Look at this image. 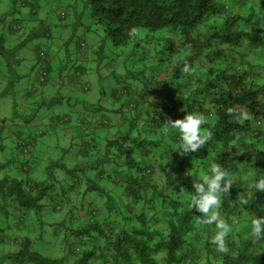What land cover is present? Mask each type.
Listing matches in <instances>:
<instances>
[{"label":"trees","instance_id":"16d2710c","mask_svg":"<svg viewBox=\"0 0 264 264\" xmlns=\"http://www.w3.org/2000/svg\"><path fill=\"white\" fill-rule=\"evenodd\" d=\"M224 1L72 0L64 6L68 14L72 11L92 17L115 47L134 41L138 28L176 27L183 37L180 52L176 48L169 63L161 66L156 60L151 64L153 68L170 66V76L182 77V86L180 79L176 88L167 83V78L155 79L148 87L147 95L152 97L146 98L148 106L137 133L125 132L106 142L108 151L115 148L125 157L127 170L123 177L112 180L119 185L121 194L112 198L98 184L91 185L108 194L106 204L112 219L89 220L73 229L87 242L73 264H264V239H256L250 227L254 218L264 216V192L252 187L254 181L264 177V78L260 79L251 62H241L238 67L239 63L227 60L225 48L212 47L214 37L220 44L231 42L230 34L240 35L236 27L248 20L240 11L250 0H229L230 4L236 2L238 9ZM17 2L11 1L12 9L7 15L17 12ZM27 3L33 6L31 1ZM217 16L220 19L214 18ZM207 22L210 33L205 35L198 26ZM204 48L210 55H204ZM1 49L4 48L0 46ZM220 52L224 58L219 64ZM199 57H208L211 64L206 72V68L195 69L193 76L191 67ZM36 58L41 59L38 54ZM185 67L188 71H184ZM186 112L202 115V133L211 135L198 152L182 154L177 151L178 131L168 121L181 119ZM243 113H247V119L238 115ZM131 123H138L136 117ZM24 150L27 151L25 147ZM213 164L221 165L231 182L228 193L222 195L221 208L226 210L237 202L249 215V226L229 234L226 252L213 248L215 225L198 224L201 213L188 206L193 184L202 174L210 173ZM3 168L4 164H0V171ZM42 182L33 187L24 179L1 176L0 208L3 202L14 199L20 208L40 211L48 186ZM198 232L201 236L194 235ZM195 240L201 241V247L207 241L212 254L208 250L203 251L206 255L194 253ZM31 246V240L25 238L18 251L4 258L20 264L59 263V259L41 255Z\"/></svg>","mask_w":264,"mask_h":264},{"label":"rangeland","instance_id":"374dc122","mask_svg":"<svg viewBox=\"0 0 264 264\" xmlns=\"http://www.w3.org/2000/svg\"><path fill=\"white\" fill-rule=\"evenodd\" d=\"M44 1L49 6L45 21L40 22L42 16L39 14L36 26L21 29L12 42L2 41L1 35H8L9 21L20 22L19 11L30 10L21 5L25 2L18 0L17 12L7 15L3 11L4 3H0V19H6L4 25L0 23V46L4 48L0 50V153L3 150L7 156L14 158V162L24 163L29 160L30 166L46 167L42 184L48 185L40 201L43 205L40 211L20 208L14 199L2 203L0 264H20L4 256L18 251L20 242L25 238L31 240L32 250L41 255L59 259L58 264H73L87 246V242H83L73 229L93 219L100 221L105 217L111 220L106 204L107 196L109 194L115 198L121 194L119 185L112 183V180L115 176L123 177L127 170L125 157L119 155L115 148L108 151L106 142L125 132L132 135L137 133L140 124H143L144 109L148 106L144 98L151 99L152 96L147 95L150 91L148 87L154 84L155 79L167 78V83L175 88L180 81L181 86L183 84L182 77L170 76V66H151L156 60L161 66L168 59L171 61V54L176 48L180 52L183 37L176 27L160 30L138 28L134 41L115 47L106 31L92 17L71 11L67 19L71 23L66 25L58 21L55 14L61 8L59 6H66L72 0ZM225 3L233 8L238 7L236 2L234 5L225 0ZM244 3L246 5L239 11L246 14L243 16L248 17V20L240 22L236 27L241 34L231 33V42L223 44L214 37L212 47L216 49L221 45L225 48L227 60L239 63L238 67L241 62H251L262 79L264 0ZM22 19L28 20V17ZM209 25L210 22H207V25L198 26L202 34L210 33ZM82 40L85 45L80 51ZM38 51L45 52V59L36 58ZM79 51L87 53L85 61H79ZM207 53L210 55L211 52L205 49L204 55ZM219 58L220 64L224 58L222 52ZM209 64L208 57L195 59L191 74L195 76V69L204 70ZM79 65L83 69L81 75L74 71L75 67L80 69ZM40 67L47 69L44 84L39 82ZM73 77L76 80H72ZM112 92L115 96L111 100ZM28 117L32 118L29 124L25 121ZM135 117L138 123L132 125L131 119ZM40 126L43 133L39 131ZM34 128L38 144L33 157L27 160L24 153L28 151L30 141L25 132L30 133ZM18 132H22L23 140L19 142L20 150L16 151L13 149L19 141ZM142 159L144 163L147 162L146 156ZM0 173L5 174L4 171ZM38 182H41L40 179ZM94 183L108 194L93 189L91 185ZM66 193L70 199H64ZM110 204L117 205L114 202ZM55 207L58 208L55 210ZM218 211L220 217L231 225L229 234L242 231L243 227L250 224L249 215L237 202L231 203L226 210L220 205ZM116 215L121 216L119 213ZM213 229L216 233L215 226ZM205 243L201 247V241L195 240L194 253L206 255L204 252L208 250L212 254L208 242ZM158 264L164 263L160 261Z\"/></svg>","mask_w":264,"mask_h":264},{"label":"clouds","instance_id":"9594fccd","mask_svg":"<svg viewBox=\"0 0 264 264\" xmlns=\"http://www.w3.org/2000/svg\"><path fill=\"white\" fill-rule=\"evenodd\" d=\"M17 25H14L16 28ZM41 59H45L43 51L37 53ZM40 70L47 73V69L39 68V82L43 84L46 79L40 78ZM184 71H188L185 67ZM76 74H81L80 70ZM229 109V112H232ZM243 119H247V113L238 114ZM177 129L179 144L177 151L182 154L198 152L206 143L211 133L203 134L201 125L204 122L203 116L195 113L186 112L183 118L168 121ZM226 170L219 164L211 166V172L201 175L198 182L193 184V191L189 198V209L195 208L201 215L197 217L198 224L215 225L216 233L212 237V243L217 245L218 250L227 251L226 237L231 232V225L220 217L219 207L222 202V195H226L231 187V182L226 179ZM252 187L259 192H264V177L253 182ZM251 232L256 239H264V216L254 218L250 224Z\"/></svg>","mask_w":264,"mask_h":264},{"label":"crops","instance_id":"0c3cea01","mask_svg":"<svg viewBox=\"0 0 264 264\" xmlns=\"http://www.w3.org/2000/svg\"><path fill=\"white\" fill-rule=\"evenodd\" d=\"M31 2L33 3V6L29 3H27V0H26V3L22 5L23 8H25V7L28 8V10H30V12L19 11L20 22L14 23V22L9 21L10 24H9V28H8L9 29L8 35H4V34L1 35V38L3 39V41L12 42L14 40L15 36H18L19 31L21 29H23L25 27L30 28L31 25L36 26V21L39 20L38 19L39 14H41V16H42L40 19V22L43 21L45 17H48V10H47L49 7L47 5L48 3H46L44 0H33ZM0 3H4V8H3L4 13L5 14L8 13L10 8H11V4H12L11 0H0ZM59 7H61V8H59L58 9L59 11L56 12V14H55L58 21L60 20L62 23L66 24V25L71 23L70 21L68 22V20H67L69 17L67 8H64V6H59ZM50 10H51V8H50ZM22 17H28V20L22 19ZM5 21H6V19H4V18L0 19V23L2 25L5 24ZM14 25H17V27L14 28ZM24 39H25V37L23 38V40ZM84 45H85V42H84V40H82L80 43V46H79L80 51ZM36 56H37V54H36ZM86 59H87V53H81L79 61L80 60L85 61ZM80 66L81 65H79V68H80ZM76 70L77 71L81 70L80 71L81 74L83 73V69H81V68L78 69L77 67H75L74 71H76ZM72 80H76V79L73 77ZM114 96H115V94L112 92L110 99L112 100L114 98ZM139 96L141 97L142 95H139ZM144 97H141V98H144ZM144 100H146V97L144 98ZM110 103H112V102H110ZM25 121H26V123L29 124L32 122V118L28 117V119ZM35 128L30 133L25 132V136H27L29 141H30V142H28V151L26 153H24L27 157V160L29 158L31 159L33 157V154L36 151V146L38 144V142H36L37 140H36V136H35V134H36ZM92 128H94V127H92ZM41 129H42V126L39 127V131H41L43 133L44 131H42ZM22 136H23L22 132H18L19 141H17L15 143V148L14 149L12 148L13 150H16V151L20 150L19 142L21 140H23ZM88 142L89 141H84V143H88ZM29 146H30V148H29ZM91 146L95 147V144L94 145L92 144ZM0 164H2V165L4 164V168L1 171L5 172V174H4L5 176L7 175V176H13V177L24 179L29 185H31L33 187H36L38 185V183H39L38 179H40L41 182L44 181V179H45V176H44L45 173L43 172V170H45L46 167L33 166V165L30 166L29 160L24 162V163L14 162V158L12 156H7V154H5L3 150H2V153H0ZM10 164H12V166ZM1 176H3V175L0 173V177ZM66 194L67 195H64L65 196L64 199H70L69 194L68 193H66Z\"/></svg>","mask_w":264,"mask_h":264},{"label":"built area","instance_id":"2783aa9c","mask_svg":"<svg viewBox=\"0 0 264 264\" xmlns=\"http://www.w3.org/2000/svg\"><path fill=\"white\" fill-rule=\"evenodd\" d=\"M40 72H41V74H40V78H41V80H43V77H44V75H45V72H43L42 70H40Z\"/></svg>","mask_w":264,"mask_h":264}]
</instances>
